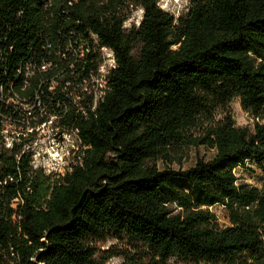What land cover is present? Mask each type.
<instances>
[{"label":"trees","instance_id":"1","mask_svg":"<svg viewBox=\"0 0 264 264\" xmlns=\"http://www.w3.org/2000/svg\"><path fill=\"white\" fill-rule=\"evenodd\" d=\"M158 2L0 0V264H105L107 239L160 264H264V182L236 175L264 169V0H188L178 15ZM103 49L115 64L95 104ZM42 62L52 67L24 89L27 66ZM235 98L260 119L253 130L236 126ZM24 102L77 132L71 171L52 177L24 140L5 146L4 123ZM201 145L214 156L158 163Z\"/></svg>","mask_w":264,"mask_h":264},{"label":"built area","instance_id":"2","mask_svg":"<svg viewBox=\"0 0 264 264\" xmlns=\"http://www.w3.org/2000/svg\"><path fill=\"white\" fill-rule=\"evenodd\" d=\"M104 62L99 71L100 77L91 79V90L94 92L95 104L100 89L106 86V74L114 67L115 60L111 51L103 49ZM51 63L42 62L38 67L29 64L25 70L24 89L28 86V79L34 75L35 69L48 71ZM91 93V91H89ZM19 103V100L16 101ZM25 111L22 118H8L4 123V144L11 148L17 142L25 141L24 148L32 152V164L35 169H41L52 177H59L72 170L80 151L82 142L75 130H67L59 124L60 117L49 113L42 108L35 112V104L21 103ZM38 106L40 102L38 100ZM73 141V142H72ZM75 142L76 151L74 157L67 160L64 147ZM49 163V164H48ZM62 167L63 171L57 169Z\"/></svg>","mask_w":264,"mask_h":264},{"label":"rangeland","instance_id":"3","mask_svg":"<svg viewBox=\"0 0 264 264\" xmlns=\"http://www.w3.org/2000/svg\"><path fill=\"white\" fill-rule=\"evenodd\" d=\"M159 6L170 13L175 15L181 14L187 11L188 0H159ZM143 15V10L138 8L134 11L126 25L131 24L138 25ZM228 110L232 113L235 120V124L238 127H246L253 130L255 124L260 121L250 111L245 110L238 98H235L228 107ZM224 111L218 110L216 113V119L222 118ZM73 142V141H72ZM75 142L72 145L64 147L66 151L67 160L74 157L76 151ZM173 162L158 161L161 168L170 167L173 169H187L193 166L198 158L210 159L214 156V150L201 145L200 147H183L176 152H171ZM49 164V163H48ZM58 167L57 169H59ZM60 170L63 171L61 167ZM236 175L239 177V183H248L251 186L261 188L264 182V169L258 168L255 165H250L247 168H237ZM211 210L216 215L218 224L221 227L230 225L229 212L223 205H215L211 207ZM100 256L103 259L107 256H112L105 264H160L155 260H152L148 256L144 246L136 245L126 242L124 240L107 239L105 242L99 244ZM168 264H186L178 259H171Z\"/></svg>","mask_w":264,"mask_h":264}]
</instances>
